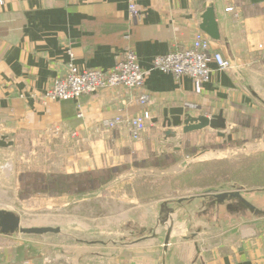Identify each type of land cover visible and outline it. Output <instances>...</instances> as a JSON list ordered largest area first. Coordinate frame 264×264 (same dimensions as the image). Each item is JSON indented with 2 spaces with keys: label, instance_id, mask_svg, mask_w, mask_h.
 Masks as SVG:
<instances>
[{
  "label": "crops",
  "instance_id": "1",
  "mask_svg": "<svg viewBox=\"0 0 264 264\" xmlns=\"http://www.w3.org/2000/svg\"><path fill=\"white\" fill-rule=\"evenodd\" d=\"M131 1L0 0V130L15 133L17 144L25 140L31 143L30 164L45 155L52 166L48 172L85 174L122 166L135 179L137 173L145 170L136 164L138 161L174 153L181 157L183 170L189 169L192 159L198 156L188 151L192 139L179 127V148L172 146L175 139L165 140V108L183 107L193 116H212L224 110L227 131L236 126L233 135L252 128L251 123L245 125L238 118L259 104L264 108V0H134L146 13L143 22L131 18ZM210 5L215 7L221 32L220 40L211 39L212 49L234 60V68L220 70L212 64L213 77L198 93L193 78L153 69L152 61L178 47L190 46L196 33L202 31L201 16ZM229 7L233 10L227 11ZM129 48L136 51L141 66L149 71L144 87L136 93L149 94V109L153 120L158 119L149 124L139 140L123 125H108L119 115H134L144 109L128 104L125 88L106 87L70 100L46 96L54 81L68 72L70 50L80 68L110 71ZM209 131L215 130L196 133L203 137ZM217 137L221 143L231 142ZM5 149L0 148V152ZM123 177H112L95 189L93 197L85 192L87 195L75 203L81 207L95 200L97 207L106 210L101 214L106 222L97 229L101 235L105 233L99 237L106 240L133 231H114L112 235L113 230L119 229L114 222L144 225L140 228L151 226L161 214L155 208L173 200L142 201L103 192L125 181ZM134 179L129 181L131 185H142ZM109 206L118 210L107 212ZM208 208L222 210L227 206L215 203ZM179 215V211L171 214L165 224L156 228H160L158 231L147 233L141 241L134 237L137 240L126 250L109 247L108 252H100L108 257L98 262L264 264V218L263 222L257 218L254 224L240 222L212 232L209 228L191 232L184 216L182 224L172 225L173 218ZM169 231V243L165 245ZM29 240L17 243L13 236L0 234V264L84 263L75 258L61 262L58 255L48 261L50 256L42 254L38 244Z\"/></svg>",
  "mask_w": 264,
  "mask_h": 264
},
{
  "label": "rangeland",
  "instance_id": "2",
  "mask_svg": "<svg viewBox=\"0 0 264 264\" xmlns=\"http://www.w3.org/2000/svg\"><path fill=\"white\" fill-rule=\"evenodd\" d=\"M247 112V114H240L238 120L245 125L251 123L252 128L249 131L242 130L235 133L231 143H221L222 139H218L215 131H209L203 137H200L198 133L190 134L192 142L189 143H192V147L187 146L190 153L200 155L206 150L220 149L227 154L226 159L196 162L192 164L191 168L183 170L180 164L181 157L174 153H168L165 157H153L138 161L136 164L144 166L145 170L137 173L135 179L134 174H127L126 168L122 166L113 170V174L98 173L97 176L92 175L93 178L91 179L97 178L98 181H103L109 175H112L113 178L124 176L125 181H121L113 186L114 188L110 187L103 192L108 195L115 194V197L125 194L127 199L136 198L135 200L142 201L150 199L162 201L166 198L179 199L201 195L209 189L226 191L243 187V196L264 209V151L262 150L264 149V108L259 104ZM236 130L235 126L227 133H234ZM32 150L31 143L25 140L19 144L15 142L13 147L0 152V209L14 211L22 218L24 226H61L66 231L59 234L47 233L43 235L18 233L13 238L17 243L30 239L31 243L38 244L41 253L50 256L48 261H51L56 255L61 256V262L65 263L72 261V258L84 262L83 264H100L98 261H106L108 256H103L100 252H108L107 248L85 242L108 239L99 237L105 233L101 235L97 232V229H102V222H106L101 216V214L106 213V210H102L101 206L97 207L95 200L88 201L81 207L75 204L84 195L91 194L90 196H94L96 191L92 188L97 185L95 180L93 183H89L86 178L79 179L83 183L84 189H91L86 191L87 194L84 192L80 196L71 195L69 190H64L65 193L62 195L43 193L46 190H54L53 186L49 185L29 187L28 185L31 184L27 182L31 180L29 178H32L29 172L48 173V170L52 169V166L49 167L45 155L40 156L41 158L30 164ZM133 179L142 185L135 188L129 183ZM68 185L71 186L70 182ZM34 189L37 191L31 193ZM39 190L43 191L40 192ZM72 191L75 190L72 189ZM135 200L132 201L135 202ZM199 200L197 201L198 205L185 201L171 206L172 211H179L181 214L174 217L175 219L173 218L172 225L182 224V217L184 216L185 223L192 228L191 232L193 230L198 232L199 228L203 230L209 228L212 232L217 227L233 226L240 222H244L243 225L254 224L257 220L251 212H247V216H244L226 208L211 210L208 208L212 206L208 204L209 202L201 204L202 199ZM163 207L164 205L156 207V212L161 213ZM117 210L118 207H107V212ZM201 212L208 214L202 215ZM95 217H100V219L96 220ZM263 218L259 217L260 221H257L263 222L261 221ZM128 223L114 222V227L119 229L113 230L112 235L115 232L127 234L144 226ZM159 229L145 231L141 235H137L136 238L141 241L146 238L147 233L151 235L153 231ZM189 235L191 236L192 233ZM133 238L123 240L121 235L117 238L121 242L113 249L121 251L128 249L129 245L134 244L137 240Z\"/></svg>",
  "mask_w": 264,
  "mask_h": 264
},
{
  "label": "built area",
  "instance_id": "3",
  "mask_svg": "<svg viewBox=\"0 0 264 264\" xmlns=\"http://www.w3.org/2000/svg\"><path fill=\"white\" fill-rule=\"evenodd\" d=\"M233 7L227 8L232 11ZM131 18L143 22L146 13L132 0L130 3ZM70 61L68 72L57 78L48 88L46 96L55 100L77 99L84 94H91L106 87H122L129 93L128 104L140 105L144 109L134 115H119L109 122V127L118 125L127 127L131 136L139 140L142 133L152 123L153 114L149 109L151 98L141 90L146 82L148 70L140 64L136 51L126 49L115 66L110 71L99 68H80L75 62V54L69 51ZM215 64L220 70L233 69V61L221 52L212 49V40L204 31L196 33L193 43L188 47L177 49L154 58L152 68L164 72H171L176 76H190L194 80L195 90L203 91L205 83L211 81Z\"/></svg>",
  "mask_w": 264,
  "mask_h": 264
},
{
  "label": "water",
  "instance_id": "4",
  "mask_svg": "<svg viewBox=\"0 0 264 264\" xmlns=\"http://www.w3.org/2000/svg\"><path fill=\"white\" fill-rule=\"evenodd\" d=\"M201 30L207 33L212 40H220L221 32L219 27V22L217 21L216 12L214 5H210L204 11L201 16ZM234 61V60H233ZM157 122L158 119L152 120ZM162 127L164 130V138L175 139L172 143V146L179 148V140L176 138L179 135V131L176 130L179 127H182L183 134L190 135L196 132H205L208 128L215 130L219 137L224 138L225 140L232 141L233 134L227 133L228 122L227 118L224 116V110H220L218 114L212 116L199 115L193 116L187 112L183 107H174V108H165L163 112V121ZM16 142V134L0 130V148H9L13 147ZM227 157V154L219 150H206L204 153L196 156L192 159V162H204L211 159H224ZM3 168V167H2ZM8 168V165H6ZM202 199L201 204L207 203L214 205L217 202L227 205V209L237 214H242L247 216V212H251L256 218L264 217V209L255 205L253 202L248 200L243 196V187L235 188L233 190L218 191L214 189H209L201 195H195L191 197H183L179 199L168 200L167 204L171 203H183L185 201L191 202L192 204L198 205L197 201ZM196 201V202H195ZM200 201V200H199ZM166 204L163 207V211L160 214L158 220L151 226L144 228H138L133 230L130 234L122 236L123 240H129L137 235H141L143 232L148 230H153L166 223L168 217L175 213L172 211L171 206ZM202 215H207L206 212H201ZM64 230L61 226H24L22 223V218L12 210L0 209V234L6 236H15L18 233L23 234H35L43 235L47 233H64ZM171 232H168V236L165 240V245L169 243ZM127 238V239H125ZM86 243L92 245H99L105 248L116 247L121 241L120 239L115 240H100V241H85Z\"/></svg>",
  "mask_w": 264,
  "mask_h": 264
},
{
  "label": "trees",
  "instance_id": "5",
  "mask_svg": "<svg viewBox=\"0 0 264 264\" xmlns=\"http://www.w3.org/2000/svg\"><path fill=\"white\" fill-rule=\"evenodd\" d=\"M232 142V141H231ZM230 142V143H231ZM109 173V174H113V170H105V171H101V172H91V173H85V174H64V173H52V172H29L30 176H32V178H29L31 180H29L27 183L31 184L28 185L30 186H53L54 190L51 191H43V190H39L40 192L43 191L44 192H48L49 195H62L63 193H65L64 190L66 191H70L69 193L71 194H81L84 193L88 190L91 189H84L83 188V183L79 181L80 178H86V181H88L89 183H93L95 180V184L96 187L92 188V189H97L98 187H100L103 183H105L107 180L111 179L113 176L109 175L106 177V180L103 181H98V179H91L93 178L92 175H96L98 173ZM37 176V177H34ZM70 182L71 186L68 185V183ZM57 188V189H55ZM75 190V191H72ZM34 191L37 190H32L31 193H35Z\"/></svg>",
  "mask_w": 264,
  "mask_h": 264
},
{
  "label": "bare ground",
  "instance_id": "6",
  "mask_svg": "<svg viewBox=\"0 0 264 264\" xmlns=\"http://www.w3.org/2000/svg\"><path fill=\"white\" fill-rule=\"evenodd\" d=\"M218 204H223V203H220V202H217ZM227 206V205H226Z\"/></svg>",
  "mask_w": 264,
  "mask_h": 264
},
{
  "label": "flooded vegetation",
  "instance_id": "7",
  "mask_svg": "<svg viewBox=\"0 0 264 264\" xmlns=\"http://www.w3.org/2000/svg\"><path fill=\"white\" fill-rule=\"evenodd\" d=\"M225 141L229 142V140H227V139H226ZM229 143H230V142H229Z\"/></svg>",
  "mask_w": 264,
  "mask_h": 264
}]
</instances>
